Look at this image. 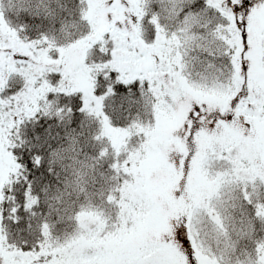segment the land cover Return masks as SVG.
I'll list each match as a JSON object with an SVG mask.
<instances>
[{
	"label": "snow or ice",
	"instance_id": "1",
	"mask_svg": "<svg viewBox=\"0 0 264 264\" xmlns=\"http://www.w3.org/2000/svg\"><path fill=\"white\" fill-rule=\"evenodd\" d=\"M9 6L19 22L0 3V264H264V0ZM81 117L97 131L76 185L91 169L98 187L62 209L75 225L64 239L46 218L33 238L42 198L63 202L48 194L53 160L79 142ZM11 230L27 235L17 243Z\"/></svg>",
	"mask_w": 264,
	"mask_h": 264
},
{
	"label": "trees",
	"instance_id": "2",
	"mask_svg": "<svg viewBox=\"0 0 264 264\" xmlns=\"http://www.w3.org/2000/svg\"><path fill=\"white\" fill-rule=\"evenodd\" d=\"M45 2H50L53 6L56 4V0H45ZM59 2L63 5H66L67 9L71 10L72 12H76L78 9V0H59ZM0 3H2L4 6L6 16L11 17L13 23H18L19 21L15 16L14 9H10L9 0H0ZM57 11L60 12L61 9L58 8ZM64 15L67 16L68 12L65 11ZM30 19H34L36 25H41V22L44 18L43 15H41V17H32ZM52 26L53 21L49 19L47 21V29H51ZM31 27L34 28L35 25ZM94 60H99V57H95L90 54L88 63H92ZM116 102L118 104V98ZM105 108L107 111L112 112L113 101H106ZM120 113L127 115V112L124 109H121ZM114 116L116 122L119 123L120 115L114 114ZM81 119L83 121V126H81L79 123L77 125H73L77 133H83L82 136L78 137L79 142L76 143L74 147H71L65 151L61 159L53 160L55 173L53 174V182L51 183V188L48 194L49 196H52L57 193V190H59V192H63L65 194L63 197V202L57 204L53 200H44L42 198L41 207L37 209L38 215L33 220V224L35 225L32 233L33 238L37 234L36 229L39 227L40 220L46 218L50 224L56 222L55 226L52 228L53 237L64 239L68 233L72 232L75 225L72 221L67 219V214L63 213L62 209L68 204H70L73 208H77L79 204L86 201V193L91 194L98 187V185H93L92 176L95 175V173H93L91 169L88 170L89 177L87 179V183L80 187H77L76 185L78 174L84 171V165L92 162L90 157L94 154V146L87 141L86 137L94 134L97 131L96 121L93 118L81 117ZM31 127L32 126L29 124L25 131L30 130ZM62 136L63 133H61V142L63 144L69 143V141L63 140ZM81 188L85 189L86 191L81 190ZM49 205H51V207H49ZM58 209L61 210L59 215L64 216L62 221H57ZM26 235V232L19 230L10 231V239L15 240L17 243H20L21 239Z\"/></svg>",
	"mask_w": 264,
	"mask_h": 264
}]
</instances>
